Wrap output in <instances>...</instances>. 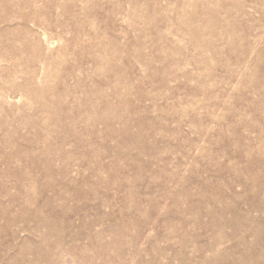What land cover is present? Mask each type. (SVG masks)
<instances>
[{
    "label": "rangeland",
    "instance_id": "obj_1",
    "mask_svg": "<svg viewBox=\"0 0 264 264\" xmlns=\"http://www.w3.org/2000/svg\"><path fill=\"white\" fill-rule=\"evenodd\" d=\"M0 264H264V0H0Z\"/></svg>",
    "mask_w": 264,
    "mask_h": 264
}]
</instances>
